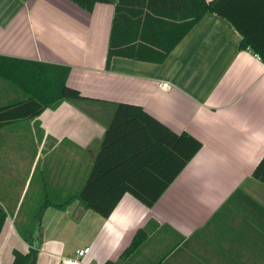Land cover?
I'll use <instances>...</instances> for the list:
<instances>
[{"label": "crops", "instance_id": "0c3cea01", "mask_svg": "<svg viewBox=\"0 0 264 264\" xmlns=\"http://www.w3.org/2000/svg\"><path fill=\"white\" fill-rule=\"evenodd\" d=\"M114 15L105 3L87 11L71 0H0V56L67 66L68 85L95 100L0 128V264L29 252L31 230L36 264H62L85 247L79 264H264V182L253 176L264 157V62L240 48L229 21L207 14L164 62L116 56L108 67ZM24 98L0 78V106ZM119 103L202 148L153 207L126 194L104 218L74 198Z\"/></svg>", "mask_w": 264, "mask_h": 264}, {"label": "trees", "instance_id": "16d2710c", "mask_svg": "<svg viewBox=\"0 0 264 264\" xmlns=\"http://www.w3.org/2000/svg\"><path fill=\"white\" fill-rule=\"evenodd\" d=\"M92 11L97 3L115 6L107 65L113 57H132L162 63L207 14H216L240 33V48L264 62V0H71ZM70 68L63 65L0 56V78L23 91L25 98L0 106V128L39 117L63 102H95L67 83ZM202 143L187 133H175L141 106L119 103L109 122L88 179L76 196L80 203L104 218L130 194L153 207ZM253 176L264 182V157ZM73 198L64 205V209ZM8 215L0 205V234ZM41 214L34 227L41 228ZM35 229V228H34ZM35 230L24 233L31 245L27 254L13 251L12 264H36ZM136 238L132 249L139 246ZM112 264V263H106Z\"/></svg>", "mask_w": 264, "mask_h": 264}, {"label": "built area", "instance_id": "2783aa9c", "mask_svg": "<svg viewBox=\"0 0 264 264\" xmlns=\"http://www.w3.org/2000/svg\"><path fill=\"white\" fill-rule=\"evenodd\" d=\"M159 87L163 90H170L171 86L169 83L162 82ZM91 252L90 247L77 249L71 258H64L62 264H79L81 260Z\"/></svg>", "mask_w": 264, "mask_h": 264}, {"label": "rangeland", "instance_id": "374dc122", "mask_svg": "<svg viewBox=\"0 0 264 264\" xmlns=\"http://www.w3.org/2000/svg\"><path fill=\"white\" fill-rule=\"evenodd\" d=\"M36 221V220H35Z\"/></svg>", "mask_w": 264, "mask_h": 264}]
</instances>
